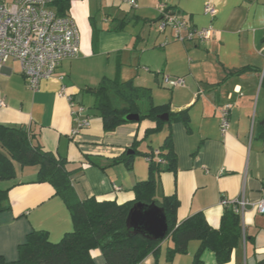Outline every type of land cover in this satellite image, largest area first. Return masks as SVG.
I'll use <instances>...</instances> for the list:
<instances>
[{"label": "crops", "instance_id": "obj_1", "mask_svg": "<svg viewBox=\"0 0 264 264\" xmlns=\"http://www.w3.org/2000/svg\"><path fill=\"white\" fill-rule=\"evenodd\" d=\"M136 2L132 7L124 0H70L69 15L81 34L79 55L63 60L36 91L28 88L20 62L8 59L0 66V97L5 102L0 123L32 128L45 149L66 157L80 199L122 203L133 200L136 183L148 178L147 157L136 154L132 169L116 163L106 170L89 164V157L107 159L127 152L155 123L129 122L106 132L99 112L86 108L91 124L74 133L71 100L59 91L64 86L79 103L105 77L150 87L155 103L168 102L172 112L188 110L190 115L188 123L173 121L138 143L142 152L159 148L171 132L177 171L161 172L156 196L176 194L180 220L202 212L215 228L221 224L223 200L245 198L250 205L242 222L248 240L233 250L232 263L259 264L264 259V214L255 205L264 198V0ZM207 4L216 8L214 16L206 13ZM163 7L195 27L212 26L214 35L207 42L180 41L171 27L161 31ZM164 75L183 77L186 84L168 87ZM226 103L232 107L223 134L219 110ZM36 172L24 168L21 174L28 177L17 180L32 181ZM9 200L11 208L0 212V254L10 260L18 257V246L31 230H47L57 242L74 228L71 210L49 183L16 185ZM172 245L170 239L163 241L158 252L138 264H194L199 241L192 240L185 253L170 257ZM93 255L95 264H106L99 249ZM201 259V264H218L210 249Z\"/></svg>", "mask_w": 264, "mask_h": 264}, {"label": "trees", "instance_id": "obj_2", "mask_svg": "<svg viewBox=\"0 0 264 264\" xmlns=\"http://www.w3.org/2000/svg\"><path fill=\"white\" fill-rule=\"evenodd\" d=\"M53 5L59 15H69L70 0H55ZM92 90L95 94L93 107L99 112L106 132L133 122L127 119L130 113L139 114L138 122L149 120L155 126L146 129L142 139L135 140L131 148L135 151L133 154L125 152L107 159L91 156L89 164L106 170L116 163H124L132 169L135 155L140 153L149 161L148 178L136 183L133 200L120 203L115 199L97 197L80 199L73 186V171L66 157L45 149L32 128L24 130L23 126L0 123V182L11 181L10 185L0 188V212L11 208L9 191L12 187L26 182L49 183L65 201L74 220L73 230L57 242L50 239L47 230H31L18 246V257L10 260L0 254V264H95L93 253L97 249L101 251L106 264H138L149 254L158 252L162 242L168 239L173 242L168 250L170 257L185 253L189 243L197 240L199 247L194 264H201V253L205 249L215 253L218 264H233V250L243 240H248L242 215L235 206L232 203L225 204L218 228L213 227L202 212L180 220L177 215L180 205L177 195L156 196L161 172L177 171V154L171 132L167 133L159 148L151 146L144 152L138 148L140 141L154 132H160L165 125L178 120L188 123V110L174 113L170 103H155L152 89L137 85L132 79L123 81L105 77ZM165 113L170 116L168 122L160 119ZM26 167L36 168L35 178L32 181L17 180L19 171ZM137 202H154L165 210L169 226L165 239L151 240L128 226V213ZM259 264H264V259Z\"/></svg>", "mask_w": 264, "mask_h": 264}, {"label": "built area", "instance_id": "obj_3", "mask_svg": "<svg viewBox=\"0 0 264 264\" xmlns=\"http://www.w3.org/2000/svg\"><path fill=\"white\" fill-rule=\"evenodd\" d=\"M55 0H0V66L13 58L20 62L22 73L29 89L36 91L43 80L52 77L63 60L79 55L81 34L75 20L70 15H59L53 5ZM132 7H137L136 0H124ZM164 8V7H163ZM206 13L214 16L216 8L207 4ZM161 31L171 27L176 39L180 41H209L215 33L212 26L195 27L184 17L162 9L158 20ZM163 84L168 87L185 86L183 77L171 79L164 75ZM61 96H68L73 107L75 120L74 133L90 126L86 107L76 103L67 94L64 86L59 91ZM5 104L0 97V106ZM231 103L224 104L220 112V127L226 134L229 126ZM223 203H232L242 216L250 205L245 198L224 199ZM256 210L264 214V198L256 205Z\"/></svg>", "mask_w": 264, "mask_h": 264}, {"label": "water", "instance_id": "obj_4", "mask_svg": "<svg viewBox=\"0 0 264 264\" xmlns=\"http://www.w3.org/2000/svg\"><path fill=\"white\" fill-rule=\"evenodd\" d=\"M127 119L138 122L140 116L136 113H130L127 115ZM160 119L168 122L170 119L169 114L161 115ZM26 129L27 127H24V130ZM134 152L133 149L127 150V154H133ZM127 224L133 228L134 232L144 234L154 241L165 239L169 232L165 210L154 202L151 204L135 203L128 213Z\"/></svg>", "mask_w": 264, "mask_h": 264}, {"label": "rangeland", "instance_id": "obj_5", "mask_svg": "<svg viewBox=\"0 0 264 264\" xmlns=\"http://www.w3.org/2000/svg\"><path fill=\"white\" fill-rule=\"evenodd\" d=\"M2 1H7V2H11V0H2ZM149 29H150V26H146L145 27V32L147 30V34L149 32ZM152 32L154 33V30H152ZM154 99V98H153ZM94 101H95V94L92 93V92H84L83 96L79 99V104H82L84 105L87 109H94L96 110L94 107H93V104H94ZM159 102V101H158ZM33 168V167H32ZM26 169H31V167H26ZM24 176L21 174V170L19 171V174H18V178H23ZM28 176L25 175L24 178H27ZM11 181H2L0 182V188H5L6 186H8V184H10Z\"/></svg>", "mask_w": 264, "mask_h": 264}]
</instances>
